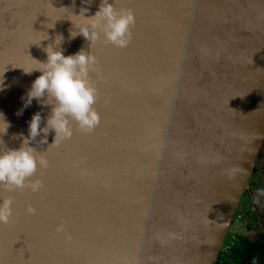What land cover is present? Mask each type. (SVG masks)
Returning <instances> with one entry per match:
<instances>
[{"label":"water","instance_id":"water-1","mask_svg":"<svg viewBox=\"0 0 264 264\" xmlns=\"http://www.w3.org/2000/svg\"><path fill=\"white\" fill-rule=\"evenodd\" d=\"M100 2L0 0L4 145L20 147L35 113L46 124L51 106L25 107L41 73L24 70L48 45L96 56L100 115L90 134L73 122L58 146L54 132L30 144L49 161L39 191L0 187L13 200L0 264H216L264 142V0H109L134 13L132 40L90 48L70 32Z\"/></svg>","mask_w":264,"mask_h":264},{"label":"clouds","instance_id":"clouds-1","mask_svg":"<svg viewBox=\"0 0 264 264\" xmlns=\"http://www.w3.org/2000/svg\"><path fill=\"white\" fill-rule=\"evenodd\" d=\"M88 11V8H81L79 15H75L81 18V23L75 27L78 31L70 32L72 38L82 35L90 42V48L101 36L104 43L114 47L128 46L133 37L132 28L135 26V16L131 9H117L109 0H101L94 15L86 17L85 13ZM60 38L58 45L62 40V37ZM43 51L46 53V61L34 59L40 67L24 70L26 74L33 71L41 73L32 82L25 107L35 99L43 106H51V110L43 128L41 113L37 112L32 116L28 136L23 137L21 134L22 143L18 149L7 148L3 139H0V144H3V150L0 151V187L6 191H23L27 188L36 192L43 188V182L39 179L33 180L32 177L38 168L46 170L49 161L43 154H38L36 148L30 146L31 143L37 142L36 138L41 133L43 137L37 143L48 144V135L54 132L53 142L49 146H58L61 141L71 139L73 122L77 129L85 134L92 133L100 124V115L94 107L98 91L90 78V72L99 71L96 56L84 49L74 55L65 56L63 50H55L53 45H48ZM2 83L0 77V85ZM17 114H22V110ZM0 121L5 125L2 134L6 135L11 125L4 121L2 114ZM12 204L11 198H5L0 203V223H9L13 215ZM35 212L36 209L29 205L27 213ZM56 231L64 232L65 226L58 225Z\"/></svg>","mask_w":264,"mask_h":264},{"label":"rangeland","instance_id":"rangeland-1","mask_svg":"<svg viewBox=\"0 0 264 264\" xmlns=\"http://www.w3.org/2000/svg\"><path fill=\"white\" fill-rule=\"evenodd\" d=\"M258 158L261 162V166H264V142L263 146L260 149ZM262 173L264 172L262 171L259 177L257 176L256 171V174L254 173V175L251 177V192L249 191V189L246 190V192L242 195L240 199L238 208L235 211L229 232L227 233L224 245L220 251L217 262L219 261L220 256L225 250H229V248L235 249V247L237 246L235 237L239 236V241H244V238L247 234L246 230H244L245 226H247L248 229L257 228V226H259L258 217H260L262 219V223H264V175ZM262 193L263 196L261 197ZM257 195L259 196L257 197ZM237 216L241 217V219L239 220L241 222L239 223H236L239 219V217ZM242 236H244V238ZM251 238H253V236H251ZM242 242L241 244L239 243L240 246H242ZM239 247H237L236 250H238Z\"/></svg>","mask_w":264,"mask_h":264},{"label":"trees","instance_id":"trees-1","mask_svg":"<svg viewBox=\"0 0 264 264\" xmlns=\"http://www.w3.org/2000/svg\"><path fill=\"white\" fill-rule=\"evenodd\" d=\"M260 163L258 158L257 165H260ZM258 168L259 166L256 167V171ZM258 175L260 177V174ZM259 195H257V197ZM262 196L263 193L261 194V197ZM237 217H239V219L236 223L241 222L239 221L241 217ZM244 230H246L247 233L245 238L242 236L244 241H239V236L235 237L237 245L235 249L229 248V250H225L216 264H264V231H260L256 228L248 229L247 226H245ZM251 236H253V238H251ZM241 242L242 246H240ZM237 247H239L238 250H236Z\"/></svg>","mask_w":264,"mask_h":264},{"label":"flooded vegetation","instance_id":"flooded-vegetation-1","mask_svg":"<svg viewBox=\"0 0 264 264\" xmlns=\"http://www.w3.org/2000/svg\"><path fill=\"white\" fill-rule=\"evenodd\" d=\"M262 171L264 172V166H261V163H260L259 168L257 170V175L260 174ZM262 174L264 175V173H262ZM263 181H264V179H263ZM258 218H259L258 219L259 226H257L256 229H258L260 231H264V223H262V219L260 217H258Z\"/></svg>","mask_w":264,"mask_h":264}]
</instances>
